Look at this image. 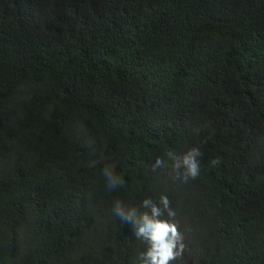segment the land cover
Listing matches in <instances>:
<instances>
[{
  "label": "trees",
  "instance_id": "obj_1",
  "mask_svg": "<svg viewBox=\"0 0 264 264\" xmlns=\"http://www.w3.org/2000/svg\"><path fill=\"white\" fill-rule=\"evenodd\" d=\"M161 196L172 264H264V0H0V264H140Z\"/></svg>",
  "mask_w": 264,
  "mask_h": 264
},
{
  "label": "clouds",
  "instance_id": "obj_2",
  "mask_svg": "<svg viewBox=\"0 0 264 264\" xmlns=\"http://www.w3.org/2000/svg\"><path fill=\"white\" fill-rule=\"evenodd\" d=\"M236 48L234 49V51ZM202 155L198 148L190 149L182 158L176 157L169 152L168 156L175 161L174 170L177 172L184 168V178H196L199 175V157ZM216 161H213L215 164ZM164 166V161L157 158L154 168ZM106 188L114 191L124 187L122 179L113 173V170L105 167L103 169ZM142 208L149 211L139 212L135 208H125L117 201L113 208V214L119 218L121 223L131 226L133 234L144 240L148 247L140 255V264H172L182 257L185 250L184 236L177 223L174 222L176 213L170 207L167 196H161L159 204L150 198L142 201ZM139 213V214H138ZM167 215L168 218H165Z\"/></svg>",
  "mask_w": 264,
  "mask_h": 264
}]
</instances>
